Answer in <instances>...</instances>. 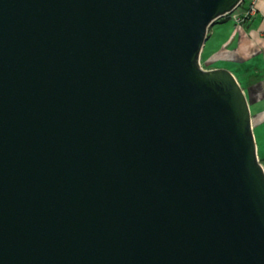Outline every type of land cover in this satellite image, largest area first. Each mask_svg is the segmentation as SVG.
Here are the masks:
<instances>
[{
	"label": "water",
	"instance_id": "95a60500",
	"mask_svg": "<svg viewBox=\"0 0 264 264\" xmlns=\"http://www.w3.org/2000/svg\"><path fill=\"white\" fill-rule=\"evenodd\" d=\"M243 1L0 0V264H264Z\"/></svg>",
	"mask_w": 264,
	"mask_h": 264
},
{
	"label": "crops",
	"instance_id": "0c3cea01",
	"mask_svg": "<svg viewBox=\"0 0 264 264\" xmlns=\"http://www.w3.org/2000/svg\"><path fill=\"white\" fill-rule=\"evenodd\" d=\"M256 10V16L242 27L231 24L224 30V22L213 24L204 48L211 42L208 69L228 70L243 89L249 104L257 157L264 165V0L256 1Z\"/></svg>",
	"mask_w": 264,
	"mask_h": 264
},
{
	"label": "rangeland",
	"instance_id": "374dc122",
	"mask_svg": "<svg viewBox=\"0 0 264 264\" xmlns=\"http://www.w3.org/2000/svg\"><path fill=\"white\" fill-rule=\"evenodd\" d=\"M249 3H250V0H245V2L243 3V5L240 8H238L230 16H228L229 19L226 22H224L225 24H223L222 29L226 30L227 26L231 25V24L237 27L238 24L236 23L235 18L237 16L244 15L245 11L248 9ZM215 29H216V27H215ZM210 43L211 42H207V44H206L205 48H203V51H202L201 56H200V66L205 70H208V68H210V66H211L208 62V59H207V56L210 53V47H211ZM262 166H264V165H262Z\"/></svg>",
	"mask_w": 264,
	"mask_h": 264
},
{
	"label": "built area",
	"instance_id": "2783aa9c",
	"mask_svg": "<svg viewBox=\"0 0 264 264\" xmlns=\"http://www.w3.org/2000/svg\"><path fill=\"white\" fill-rule=\"evenodd\" d=\"M256 1L257 0H250L248 9L245 11L244 15L242 16H237L235 18L236 23L238 24L237 27H242L246 22H248L251 18L255 17L257 14V10H256ZM245 2V0L241 3V5L238 7L240 8L243 3ZM237 8V9H238ZM236 9V10H237ZM235 10V11H236Z\"/></svg>",
	"mask_w": 264,
	"mask_h": 264
},
{
	"label": "trees",
	"instance_id": "16d2710c",
	"mask_svg": "<svg viewBox=\"0 0 264 264\" xmlns=\"http://www.w3.org/2000/svg\"><path fill=\"white\" fill-rule=\"evenodd\" d=\"M229 19V17H225L224 19H220L218 22H226Z\"/></svg>",
	"mask_w": 264,
	"mask_h": 264
}]
</instances>
